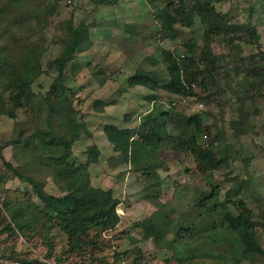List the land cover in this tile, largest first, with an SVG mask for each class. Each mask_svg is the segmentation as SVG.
Here are the masks:
<instances>
[{
  "label": "rangeland",
  "instance_id": "rangeland-1",
  "mask_svg": "<svg viewBox=\"0 0 264 264\" xmlns=\"http://www.w3.org/2000/svg\"><path fill=\"white\" fill-rule=\"evenodd\" d=\"M36 2L38 6L47 5L40 23L36 24L32 18L26 25L13 26L12 34L9 33L11 37L6 40L0 38V43L7 41L10 46L21 50L31 41H36L43 49L40 56L43 71L33 83L31 103L35 116L47 118L50 110L47 98L68 113L78 110L76 119L83 121L85 128L80 131L73 145L71 161L76 165L87 166L92 186L111 190L119 199L117 208L121 221L110 232L118 251L139 248L142 252L136 259L139 264H178L172 249L157 246L152 238H143V229L137 222L153 214L158 208V202L166 203L164 209L175 223L166 238L174 241L182 237L186 240L192 230L202 232L214 220L212 216H197L193 210V197L203 191L210 192L206 200L210 204L222 203L232 197L235 201L245 199L253 209L254 219L260 220L259 201L236 184L251 176L257 183L264 184V95L255 94L254 90L245 92V82L253 77L245 69L247 64L240 62L257 51L252 44L237 41L231 45L222 40L214 41L211 45L214 54L225 57L223 66L226 72L220 74V86L210 84L203 88L196 85L195 96L184 97L163 89V85L170 79L163 51L182 55L188 51L187 44L192 42L195 56L199 57L205 40L204 26L194 12L174 24L178 34L165 36L159 15L166 6L171 11L181 8V0H117L113 5L98 4L96 0ZM193 2L184 0V4L189 7ZM212 3L217 12L232 23L252 21V24H256L261 34V50L264 51V0H221ZM189 17L192 18L191 22L188 21ZM69 25H84L87 34L81 48L75 52L65 66L63 76L59 78L54 61L69 40ZM136 74L148 75L157 84L156 88L142 84L130 86V78ZM2 89L0 84V92ZM207 97H212V100L207 102ZM243 101V111L250 110L251 114L244 122L245 131L237 135L230 122L239 118ZM156 103L186 116L199 114L208 133L198 136V145L203 148L212 147L218 157L226 154L229 145L233 149L226 155V162L216 169L204 165L207 168L202 170L196 157L165 145L158 150L159 157L165 162V166L157 171L159 180L156 177L147 179L142 170L134 165L112 167L115 161L113 158L119 153L108 140L104 126L114 124L120 128L138 127L142 116ZM30 115L31 111H25L24 108L19 110L17 119L1 115L0 140L12 138L15 127L19 124V128L22 122L28 121ZM159 125L175 132V127L170 123L159 121ZM24 127L25 136L36 129L34 123ZM135 139H139L138 136ZM211 141H214L212 146ZM93 145L98 147L100 154L91 160L93 154L90 155L88 148ZM17 151L13 145L4 147L5 159L22 171L30 168L25 166L26 158ZM33 172L46 191L62 195L59 185L45 168L38 170L36 167ZM0 173L8 177L0 184L1 223L2 212H6L4 198L7 195H21L11 194L14 190L32 193V187L14 177L2 160ZM231 190L237 194H230ZM252 191L255 192L254 187ZM33 199L40 203L35 195ZM227 206L234 210L229 202ZM257 231L259 243L264 250V231L260 226ZM47 236L52 243L51 248L39 234L28 241L21 233L9 235L3 232L0 234V251L10 255L13 253L20 259L49 255L58 264H110L114 260L115 249L111 246L102 248L85 245L82 251H73L68 236L59 227H54ZM101 244H105V240ZM202 261L199 259L198 264ZM130 263L125 259L117 264ZM206 263L211 264V261ZM244 264H264V254L258 256L255 262Z\"/></svg>",
  "mask_w": 264,
  "mask_h": 264
},
{
  "label": "trees",
  "instance_id": "trees-1",
  "mask_svg": "<svg viewBox=\"0 0 264 264\" xmlns=\"http://www.w3.org/2000/svg\"><path fill=\"white\" fill-rule=\"evenodd\" d=\"M36 1L0 0L1 39L6 40L11 37L9 33L12 34L13 26L26 25L32 18L35 19L36 24L40 23L47 5L38 6L39 3ZM212 1L221 0H194L190 7L181 0V8L171 11L169 6H166L159 15L165 36H174L179 33L174 24L184 16H190V13H196L204 26L205 40L199 57L195 56L192 42L187 44L188 51L182 55L174 54L169 50L163 51L170 73V79L163 85V89L172 94L190 97L195 96L196 85L203 88H207L210 84L220 86L218 82L220 74L226 72L223 66L225 57L214 54L212 43L222 40L233 45L237 41H243L252 44L257 50L240 60L242 64H247L245 69L253 77L252 80L244 83L245 92L254 90L255 94L264 95L262 93L264 91V51L261 50V34L256 24H252V21L230 22L222 13L217 12ZM96 3L113 5L117 3V0H96ZM188 21L191 22L192 18L189 17ZM68 29L69 40L63 52L54 61L59 71V78L63 76L65 66L75 52L81 48L87 34L84 25L77 27L69 25ZM42 50L36 41H31L21 50L10 46L7 41L0 43V84L3 86L0 92V116L6 115L17 119L20 109L31 111L28 121L22 122L19 128V124L15 127L12 138L0 140V160L14 177L29 183L32 187V193L14 190L11 194L21 193V195L15 197L7 195L4 198L3 206L6 212H2L0 234L21 233L28 241L39 234L51 248L52 243L47 235L54 227H59L68 236L70 249L73 251H82L85 245L102 248L111 246L114 247L115 254L110 264H117L125 259H128L130 264H139L136 260L142 253L139 248L118 251L113 243L114 239L110 236V232L121 221L117 208L119 199L111 190L92 186L87 166L76 165L71 161L73 145L80 131L85 128V123L76 119L78 110L68 113L47 98L50 107L47 118L43 119L34 114L31 103L33 83L43 71L40 61ZM153 82L148 75L136 74L130 78L129 85L142 84L156 88L157 84ZM205 100L210 102L212 97H207ZM160 105L156 103L150 111L145 113L138 127L120 128L114 124L104 126L108 140L113 144L114 150L119 153L113 158L115 161L112 167L116 168L122 164L134 165L142 170V174L147 179L156 177L159 180L157 171L165 166V162L159 157L158 150L165 145L167 148L170 145L172 149L187 152L196 157L202 170L207 168L204 165L216 169L226 162V155L233 149L229 145H227L226 154L222 157L216 156L212 147L203 148L198 145V136L208 133L199 114L186 116ZM70 106L72 108V105ZM242 106L239 118L230 122L237 135L245 131L244 122L251 114L250 110L243 111L245 101L242 102ZM159 121L173 125L175 132H170L159 125ZM32 123L36 126L35 131L25 136L24 125ZM136 136L139 139H135ZM213 143L214 141H211V146ZM8 145L16 146L17 152L27 160L25 166L30 168L22 171L5 159L3 149ZM88 149H90V155L93 154L91 160L99 156L96 145ZM96 150H98L97 153ZM36 167L38 170L43 167L48 171L59 185L62 195L57 196L45 190L39 177L33 172V168ZM7 178L5 173H0V184ZM236 184L259 201V221L254 219L253 209L245 199L239 198L235 201L232 197L222 203L210 204L206 203L210 192L203 191L195 194L192 207L197 216L213 217L214 220L206 226L204 231L198 232L194 229L196 232L192 230L190 234H186L189 236L186 240L182 237L174 241L167 239L166 234L173 229L175 223L171 220L170 213L164 209L167 206L166 203L158 202V208L153 214L137 222V225L143 229V238H152L157 246L172 249L173 257L178 264H198L199 259H203L201 264H207L208 261H211V264L255 262L258 256L264 254L257 236L258 226L264 231V184L257 183L253 176ZM253 187L255 192L252 191ZM231 192L230 194H237L233 190ZM33 195L40 203L34 201ZM228 202L234 206V210L227 206ZM195 233H197L196 236ZM102 240H105V244H101ZM2 253L11 259H20L13 253L11 255Z\"/></svg>",
  "mask_w": 264,
  "mask_h": 264
},
{
  "label": "built area",
  "instance_id": "built-area-1",
  "mask_svg": "<svg viewBox=\"0 0 264 264\" xmlns=\"http://www.w3.org/2000/svg\"><path fill=\"white\" fill-rule=\"evenodd\" d=\"M0 264H58L53 258L45 255H37L33 259L21 260V259H11L3 255L0 251Z\"/></svg>",
  "mask_w": 264,
  "mask_h": 264
}]
</instances>
